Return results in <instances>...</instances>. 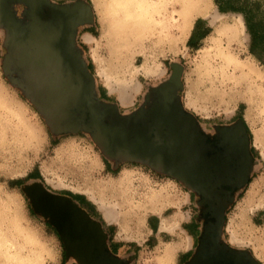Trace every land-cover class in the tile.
<instances>
[{
  "label": "rangeland",
  "instance_id": "rangeland-1",
  "mask_svg": "<svg viewBox=\"0 0 264 264\" xmlns=\"http://www.w3.org/2000/svg\"><path fill=\"white\" fill-rule=\"evenodd\" d=\"M248 1L258 2L264 17V0ZM88 2L95 22L79 29L76 46L90 65L99 101L117 105L120 115L148 109L155 99L153 89L170 79L171 65L177 64L182 68L179 99L203 135L212 137L215 126H228L242 117L252 148L250 182L227 204L220 238L264 264V41L256 48L258 56L251 54L242 16L218 12L213 0L219 17L197 16L183 35L177 30L159 32L150 24L128 28L117 18L111 0ZM198 18L211 32L195 50L186 42ZM234 22L241 28V39L228 52L226 44H219V30ZM5 40L6 32L0 28V264H74L64 259L47 218L32 211L24 189L33 186L50 195L84 196L109 225L113 240L121 245V256L130 264H183L192 244L184 227L192 223L201 229L204 206L198 204V196L141 163L115 165L89 133L53 135L29 97L4 74L6 60L12 61ZM220 50L261 74L262 82L252 86L257 94L248 99L231 90L233 79L223 75L227 70ZM9 67L16 72L10 63ZM35 169L40 178H27ZM17 180L21 183L15 186ZM102 206L112 208L115 217L106 219Z\"/></svg>",
  "mask_w": 264,
  "mask_h": 264
},
{
  "label": "water",
  "instance_id": "water-1",
  "mask_svg": "<svg viewBox=\"0 0 264 264\" xmlns=\"http://www.w3.org/2000/svg\"><path fill=\"white\" fill-rule=\"evenodd\" d=\"M18 4L25 6L22 18L14 10ZM92 22L91 8L82 1L61 7L49 0H0V28L6 32L5 45L12 58L6 60L4 74L29 97L53 135L89 133L101 153L115 165L141 163L200 195L198 204L214 211V222L206 227L202 241H209L208 230L213 227L218 241L227 204L234 198L232 195L220 202L209 195L211 188L226 184L233 192L248 183L252 156L245 123L239 119L228 126H215V143H208L195 117L185 111L179 99L182 68L177 64L171 65L170 79L153 89L155 99L148 109L140 107L129 115H120L117 105L96 97L94 78L76 47L77 27ZM24 191L36 212L53 213L57 222L89 220L85 212L51 199L40 186ZM36 205L44 208L37 209ZM55 227L65 243L66 257L72 255L79 264H94L79 259V240L69 245L66 241L65 235L78 232L82 236L85 228L75 224L62 235L60 225ZM226 262V257L210 261Z\"/></svg>",
  "mask_w": 264,
  "mask_h": 264
},
{
  "label": "flooded vegetation",
  "instance_id": "flooded-vegetation-1",
  "mask_svg": "<svg viewBox=\"0 0 264 264\" xmlns=\"http://www.w3.org/2000/svg\"><path fill=\"white\" fill-rule=\"evenodd\" d=\"M209 140L213 141V138H210ZM231 179L233 180V178ZM212 181H214V179H212ZM211 190L213 192L209 195L210 199L225 202L237 189L232 192L231 187L224 184L219 188H211ZM49 196L53 200L65 203L76 210L85 212L89 218V220H73L70 218L63 221V223H60L57 222L55 219L56 215H53V213H46L43 215L47 218V224L52 230H54L61 242L64 259L69 258L73 260L74 264H79L77 259L72 255L66 257L65 243L55 226L57 224L60 225V232L64 235L67 229H74L75 224H78L80 227L86 229V232H83L82 236L78 232L72 233L70 236H65L68 245L71 244L72 240L80 241V246L78 245L80 260H92L94 264H130L129 259L121 256V253L119 252L121 245L113 240L111 228L108 227L109 225L106 226L96 209L87 205V203L81 199L68 194H51ZM198 197L200 201L201 196L199 195ZM38 207L44 208L43 205H36L37 209ZM32 211H35L34 207L32 208ZM211 212L213 213L214 211L208 210L207 205H204L201 209V229L198 230L199 233L183 264H211L210 261L214 257H226L227 262L224 264H256V262L262 264L251 252L244 249L234 248L227 243H223L220 238L221 235L218 241H216V229L214 231L210 228L208 230L209 241H202L206 227L214 222V219L211 218ZM99 230H101V232Z\"/></svg>",
  "mask_w": 264,
  "mask_h": 264
},
{
  "label": "bare ground",
  "instance_id": "bare-ground-1",
  "mask_svg": "<svg viewBox=\"0 0 264 264\" xmlns=\"http://www.w3.org/2000/svg\"><path fill=\"white\" fill-rule=\"evenodd\" d=\"M112 7L117 13V18L129 27L142 24H150L157 27L159 32L166 30L171 33L177 30L178 34L183 35L191 28L195 17L211 16L213 20L217 17L211 0H111ZM241 23V22H240ZM132 28V27H131ZM221 36L220 45L226 44L229 52L230 46L237 45L241 39V28L238 22L223 26L219 30ZM221 49V48H220ZM226 54V53H225ZM221 57L224 59V67L226 72L224 77L231 82V90L244 94L248 99L257 94L252 88L254 81L262 82L263 77L250 65L243 64L235 60L230 53L224 55L220 50ZM224 71V70H223ZM258 82V81H257ZM260 93V91H259ZM104 217L111 220L115 217V211L112 208L101 207ZM5 252V251H4ZM17 261V260H16Z\"/></svg>",
  "mask_w": 264,
  "mask_h": 264
},
{
  "label": "trees",
  "instance_id": "trees-1",
  "mask_svg": "<svg viewBox=\"0 0 264 264\" xmlns=\"http://www.w3.org/2000/svg\"><path fill=\"white\" fill-rule=\"evenodd\" d=\"M217 11L223 14H229V13H234V14H239L243 18V23L245 25V29L247 34L250 37V47L249 50L251 54L254 56H258L256 52V48L261 45L264 41V17L262 15V12L260 11V4L258 2H253L250 3L248 0H213ZM91 32V31H89ZM211 32L210 27L208 26L207 22L201 18H198L195 23L194 27L189 35V38L186 42V45L191 48V49H198L199 48V43L201 40H203L209 33ZM87 68H90V65L87 66ZM102 95L103 97L107 98L105 95L104 89H102ZM103 98V99H105ZM243 122L244 120L242 117L240 118ZM245 123V122H244ZM246 125V124H245ZM247 128V132L249 134V129ZM49 129V128H48ZM250 136V135H249ZM252 150V148H251ZM27 178L29 179H39V171L38 170H33L31 173L28 174ZM28 179V180H29ZM21 181L17 180L13 184L17 186V184H20ZM190 191V189L188 188ZM71 196H74L75 198L81 199L87 205L91 206L84 196L82 195H73V194H68ZM92 207V206H91ZM262 215H264V211L262 212ZM190 234H192L191 231H194L195 228H197L194 224L189 223L184 227ZM154 229V228H153ZM187 255L185 256V259Z\"/></svg>",
  "mask_w": 264,
  "mask_h": 264
},
{
  "label": "crops",
  "instance_id": "crops-1",
  "mask_svg": "<svg viewBox=\"0 0 264 264\" xmlns=\"http://www.w3.org/2000/svg\"><path fill=\"white\" fill-rule=\"evenodd\" d=\"M79 1H82V2H85L86 4H88L89 6H90V8H91V11H92V13H93V22L91 23V24H85V25H80V26H78L77 27V29H76V38H75V42L77 43V37H78V34H79V29L81 28V27H84V26H89V25H92L94 22H95V15H94V11H93V7L91 6V4L88 2V0H71V2H67V3H57V2H54L53 0H49V2L50 3H52L53 5H55V6H73L75 3H77V2H79ZM14 10H15V12H16V15H17V17H21L22 16V13H23V11L25 10V6L24 5H22V4H18V5H15V7H14ZM87 37H91L90 35H87ZM92 38V37H91ZM77 47V46H76ZM183 105V104H182ZM183 108H184V106H183ZM185 109V108H184ZM186 111V110H185ZM215 132V131H214ZM250 135V134H249ZM215 136H216V132H215V134L214 135H212V137H208L207 135H205V137H206V139H207V142L208 143H211V144H214L215 143ZM250 137V136H249ZM210 138H213V141H211V140H209ZM209 140V141H208ZM250 148L249 149H251V140H250ZM250 153H251V156H252V152H251V150H250ZM250 182V178H249V181H248V183ZM247 183V184H248ZM246 184V185H247ZM245 185V186H246ZM238 190V189H237ZM190 192L192 193V194H194V195H196V196H199V195H197V193L196 192H194V191H191L190 190ZM233 195V194H232ZM199 198V197H198ZM199 201V200H198ZM195 225V224H194ZM198 229V228H197ZM196 228H195V230L194 231H191L192 232V234H190L189 232H188V230H186L187 231V233L191 236V238H192V244H191V247H192V245L194 244V242H195V239H196V237H197V235H198V230H197ZM191 247L189 248V250H188V253H189V251H190V249H191Z\"/></svg>",
  "mask_w": 264,
  "mask_h": 264
}]
</instances>
